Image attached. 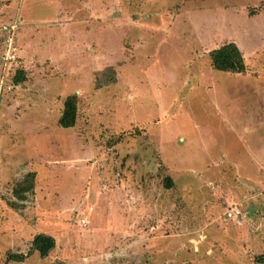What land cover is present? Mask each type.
Wrapping results in <instances>:
<instances>
[{"label":"rangeland","instance_id":"374dc122","mask_svg":"<svg viewBox=\"0 0 264 264\" xmlns=\"http://www.w3.org/2000/svg\"><path fill=\"white\" fill-rule=\"evenodd\" d=\"M10 4L17 17L0 22L19 28L24 80L7 78L0 95V264H254L264 253V0ZM229 42L244 73L210 65ZM70 94L77 120L63 129ZM231 206L243 219H226ZM37 234L54 239L47 257L7 259Z\"/></svg>","mask_w":264,"mask_h":264},{"label":"trees","instance_id":"16d2710c","mask_svg":"<svg viewBox=\"0 0 264 264\" xmlns=\"http://www.w3.org/2000/svg\"><path fill=\"white\" fill-rule=\"evenodd\" d=\"M4 50V48H3ZM210 60V65L212 69L227 72V73H244L247 70V65L244 61L242 52L236 46L235 43L229 42L222 44L220 47L211 50L208 53ZM113 71L112 68H107L101 72L105 74L107 72ZM109 75V74H108ZM105 84L110 83L112 76L105 78ZM24 80L23 72L20 69L16 70V73L13 77L15 84L21 83ZM79 103V97L77 94H70L65 97L62 102V110L57 120L59 127L63 129H68L74 127L77 120V107ZM34 179L33 173L26 174L24 180L21 184L13 190V196L19 202L25 201V194L30 192L33 188L32 181ZM166 188L172 186L170 179L166 178L165 180ZM8 205L10 208H17L14 202H9ZM55 242L53 237L47 234H37L33 237L30 248L26 254L9 253L7 259L13 262H23V260L32 253H37L40 258H45L49 253L54 249ZM254 264H264V253L256 255L254 257Z\"/></svg>","mask_w":264,"mask_h":264},{"label":"built area","instance_id":"2783aa9c","mask_svg":"<svg viewBox=\"0 0 264 264\" xmlns=\"http://www.w3.org/2000/svg\"><path fill=\"white\" fill-rule=\"evenodd\" d=\"M18 29L17 24L11 23L7 25H2L1 26V31L4 34V50L2 54V62H3V67H7L10 63L16 62V59L18 58L17 56V51L15 49L14 45V37L15 33ZM8 89V88H7ZM226 219H243V214L241 210L237 207H230L227 209L225 213ZM82 226L85 225V220L81 219L79 221Z\"/></svg>","mask_w":264,"mask_h":264},{"label":"crops","instance_id":"0c3cea01","mask_svg":"<svg viewBox=\"0 0 264 264\" xmlns=\"http://www.w3.org/2000/svg\"><path fill=\"white\" fill-rule=\"evenodd\" d=\"M7 2V4L5 3ZM10 7L12 8V5L10 4V0H0V18L1 17H4L5 15H9V14H12L13 16L16 14H14V9L12 8V10L10 11ZM17 17V16H16ZM7 21V22H6ZM11 23H15V19L14 21L11 20H5V21H1L0 24H3V25H7V24H11ZM16 24V23H15ZM19 28L17 29L16 32H18ZM0 33L3 34V32L1 31L0 29ZM4 36V34H3ZM14 40H15V49H16V53H17V61L14 62V63H10L5 72L0 75V95L3 94V91H2V86H4V83H7V78H10L12 81H13V77L16 73V70L18 69V62H19V59H20V56H22L23 54V51H20V47L21 45L17 44L16 42V35L14 37ZM3 48H4V44H3V37H0V61L2 62V54H3ZM17 63V64H16ZM14 82V81H13ZM8 87V86H7ZM5 89V88H4ZM7 91V90H6ZM11 91V89H10ZM10 91H7V92H10ZM6 95H9L8 93H6ZM7 99V98H5ZM231 207H236V206H231ZM230 208V207H229ZM238 208V207H237ZM234 220V219H233ZM236 220H239V219H236Z\"/></svg>","mask_w":264,"mask_h":264}]
</instances>
